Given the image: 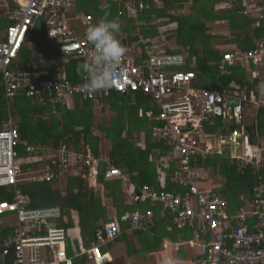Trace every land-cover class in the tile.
<instances>
[{"label": "built area", "instance_id": "obj_1", "mask_svg": "<svg viewBox=\"0 0 264 264\" xmlns=\"http://www.w3.org/2000/svg\"><path fill=\"white\" fill-rule=\"evenodd\" d=\"M9 1L13 7L7 11L8 26L0 40V88L6 97L23 95L52 107H70L76 96L96 104L111 91L147 97L158 110L157 115L152 112L145 115L157 122L152 139L162 148H155L149 161L159 166L157 183L162 190L144 185L139 189L132 187L128 195L133 198L138 190L140 202L161 206L172 229L192 231L194 239L186 244L196 250L198 264H264V185H255L251 200L231 214L227 200L205 186L203 175L207 159L212 154L221 155L225 146L233 153L240 151L237 156H231L240 168L250 166L253 174L262 169L264 159L261 155L247 152L245 115L248 111L255 115L259 109H264V85L256 94L249 95L240 92L235 85L232 86L234 91L224 93L200 88L197 75L184 70L183 56L160 53L157 45L138 33L132 36L131 43L130 36L124 32L119 33L118 39L127 52L121 61L119 79L110 89L90 94L84 87L86 80L82 85H72L67 80L65 68H59L53 79H39L47 74L12 69L20 50L31 40L36 22L44 24L51 44H60L61 55L84 61L91 48L85 32L87 27L96 23L92 16L75 12L76 0ZM111 1L121 5L117 15L135 21L136 27L140 14L149 7L139 0ZM260 2L223 0L218 3V8L242 7L243 15L264 20V4ZM243 61L256 68L264 66V42L257 44L253 51L236 49L224 53L219 64L222 68L225 64ZM216 106L221 107V115H226L230 121L228 124L235 129L221 134L217 147H214L202 142L197 133L205 117L213 114ZM19 146L25 147L30 155L38 149L20 140L11 119L1 122L0 190L12 194V200L0 201V216L8 215L16 227L12 237L0 246V264H7V257L11 255L12 264H75V260L84 257L95 261V252L105 256L99 249L120 236L118 221L105 224L97 232V246L87 248L79 244L69 255L67 231L51 225L52 221L61 218V210L58 207L29 208L27 198L18 188L23 181L50 182L57 176L48 169L23 173L17 160ZM53 157L60 161V177L70 173L93 188L97 186L100 163L106 162L89 152L71 153L63 144L58 145ZM126 177L113 166L104 172L106 181L121 179L126 185ZM167 185L175 187L177 192L169 191ZM152 217V210L136 211L123 215L119 221L126 222L129 231H147ZM250 218L254 225H250ZM179 245L181 243L171 244V247L178 250Z\"/></svg>", "mask_w": 264, "mask_h": 264}, {"label": "trees", "instance_id": "obj_2", "mask_svg": "<svg viewBox=\"0 0 264 264\" xmlns=\"http://www.w3.org/2000/svg\"><path fill=\"white\" fill-rule=\"evenodd\" d=\"M139 1L149 6L139 16V27H134L133 20L119 17L117 12L121 5L111 0H76L75 12L84 16L90 15L96 22L104 17L105 12L111 15L114 13L115 19L120 24L122 21L126 23L120 32L132 35L138 29L142 36L158 46L160 53L162 51L181 53L185 60L184 70L192 71L197 75L200 88L224 93L234 91L232 86L235 85L240 92L249 95L250 93L256 94L264 85V66L256 68L245 61L234 65L225 64L222 68L219 64L224 53L236 49L253 51L257 44L264 42V20H256L254 17L243 15L242 7L218 8V3L223 0ZM260 1L259 4H264V0ZM104 5L109 7L102 10ZM12 7L11 4L10 8ZM39 22L41 21L36 22L31 40L25 43L13 62L12 69L33 73L44 71L47 74L46 77L39 79H53L59 68H65L66 78L72 85L84 84L87 78L77 68V65L84 60L61 55L60 44L49 42L42 22L40 35L36 36ZM168 27L171 29H167ZM164 28L166 31H163ZM171 42L175 47L174 51H171L169 47ZM35 55L47 58L52 65L43 67L37 63ZM62 58L65 60L62 61ZM20 60L26 64L24 69L14 67L15 63ZM130 97L134 103L130 104ZM111 98H113L112 102ZM96 104L108 106L110 115L107 120L103 119L97 125L93 121ZM96 104L83 101L76 96L70 107L60 105L52 107L50 104L41 105L23 95L16 94L6 97L3 88H0V130L1 122L11 119L19 132L20 140L31 147L38 148L30 155L25 147H17V160L21 171L28 173L48 169L53 170L57 176L50 182L23 181L18 188L27 198L29 208L58 207L62 216L57 221H52L51 225L63 228L67 233L73 229L74 219L71 212H77L80 233L85 244L97 242L98 230L102 229L105 224L113 222L107 217L108 207L104 201H111L115 211V221H118L122 233L127 230L140 238L144 231H129L128 224L119 221L120 218L125 214L146 210H152L155 215L159 216L158 211L149 208L152 202L135 203L133 201L132 204H126L124 183L121 179L104 180V172L108 167L113 166L125 175L127 174L129 181L136 189L145 185L158 191L162 190L157 183L159 166L149 161L152 151L161 147L152 139V130L157 126V122L145 115L148 112L157 115L158 110L147 97L141 94L125 97L114 91L102 97ZM141 111L143 114L139 115ZM212 119H215L212 125H209L210 120L203 122V133L206 135L212 134L222 125L221 119L223 118L213 117ZM234 129L230 126V132ZM245 129L249 143L252 146L261 147L263 151L261 156L264 159V109L256 112L254 123ZM95 130L104 134L109 149L107 158L103 159L106 162L100 163L97 184L101 191L90 187L79 176L68 173L60 177L58 175L60 161L52 158L59 144L65 145L71 153L86 154L89 152L93 157L99 158L100 140L95 136ZM42 148L48 149L44 151ZM228 148L223 156L209 157L204 166L208 168L210 165L224 178V185L217 194L227 200L229 211L233 214L251 200L252 188L260 181L264 182V165L256 174H253L250 166L240 168L235 160H230L232 150ZM164 151L168 152V149ZM32 159L33 161H30ZM167 186L169 191L177 192L175 187ZM11 200L12 194L0 190V201L10 202ZM164 218L167 220V217ZM99 219L103 220L101 225L97 224ZM153 220L156 223L155 217ZM251 224L254 225L252 219ZM15 227V222L8 215L0 216V246L12 237ZM186 231L188 230L179 231L183 239H186L184 236ZM174 232L177 231L174 230ZM150 233V239L156 242L154 230ZM157 247L158 245H152L148 251L151 252ZM99 250L103 253L101 248ZM128 253L132 255L129 248ZM7 258V264H12V255ZM196 260L198 262L199 257H196ZM75 264H85V262L75 260Z\"/></svg>", "mask_w": 264, "mask_h": 264}, {"label": "crops", "instance_id": "obj_3", "mask_svg": "<svg viewBox=\"0 0 264 264\" xmlns=\"http://www.w3.org/2000/svg\"><path fill=\"white\" fill-rule=\"evenodd\" d=\"M10 1L9 0H0V40L3 39L4 37V30L5 28L8 26V21L6 19V14L8 9H10ZM136 27V26H134ZM139 27V26H138ZM138 30V29H136ZM252 114H250L251 119L249 121H245L246 125H248V123L253 124L254 123V114H253V118H252ZM223 118L222 115H215L213 114H209L205 117V119L203 120V122H205V120L209 121V125H212V121H214L212 118ZM203 122L200 126V128L198 129V133L197 136L198 138L203 142L206 141L207 143L212 144L214 147H217V141L220 137L221 134H228L224 129V123L222 122V125L220 127H218V129L214 130V132L212 134H204L203 133ZM248 122V123H247ZM215 123V122H214ZM226 128L229 129L230 132V125L227 123ZM249 126V125H248ZM245 132V131H244ZM246 133V132H245ZM248 146L252 149V153L253 154H260L263 152L260 146H252L249 143V140L247 141ZM228 148V146H225L222 148V153L221 155L223 156V154L225 153L226 149ZM229 149V148H228ZM232 150V149H231ZM240 151H238L237 153H233L230 152V160L231 156L235 155L236 156L239 154ZM242 152V151H241ZM221 155H217V154H212L210 156H221ZM262 157V156H261ZM205 172H204V183L205 186L210 189L215 191V193H219V190L222 188V186L224 185V178L217 172L214 171L213 168L209 165L208 168H205ZM126 178H127V185H124V190H125V194H126V204H132L133 201H135V203L139 202L135 200V197H130L128 195L127 192H130L129 190L135 186L131 184V182L129 181L128 175L126 174ZM216 176V179H215ZM261 179V178H259ZM28 182V181H27ZM258 185H264L263 181H260L258 183ZM128 195V196H127ZM108 202V201H107ZM149 205V204H148ZM150 209H155L158 211L159 216H157V214L155 215V213H153V217H152V224L149 227V229L147 231H144V234L139 238L138 236H134L132 235V233H130V235H126L125 232H127V230L125 232L122 233L120 236L112 241L111 243H108L106 245H103L101 247L103 254L105 256H100L95 252V261L93 260H88L87 258H81L78 260H81L82 262H85V264H132V259H137L138 255L141 254H152V253H159V262L155 261V259L153 260L155 262V264H160V260L163 259L165 256H172L171 253L166 252V250H168L169 248L173 249V253H175L177 255V258H179L182 262V264H197V260L196 257H199L197 252L195 253V250H191L192 248H189V246L186 244L188 241H192L194 238L192 236V233H189V230L184 232V236L186 239L182 238V234H179V231H177L176 233L174 232L175 229H172V227L170 226V224L167 222V220L164 218V213H163V209L161 208V206L159 205H155V204H150L149 205ZM237 212V211H235ZM234 212V213H235ZM72 214V218H74L73 220V229L71 231H68L67 234H70V236L68 237L67 240V249L68 251H70V253H73V248H77L78 245H83L87 248L93 247V246H97L98 244V240L97 242L93 243V244H85L82 240L81 237V233H80V226H79V217L77 212L73 211L71 212ZM113 214H115V211L111 208L108 207V219L115 221L116 217H112ZM156 218V223H154L153 218ZM103 223L102 219H99L98 221V225H101ZM128 229V228H127ZM151 230H154V233L156 235L157 241L154 242L153 240L150 239V235L151 234ZM99 231V230H98ZM71 234H73V237H71ZM123 234V235H122ZM75 237V238H74ZM97 237V235H96ZM76 243V244H75ZM176 243H181V245H179V249L176 250L174 247H171V244H176ZM184 244H186L185 248H184ZM152 245H158V247L156 249H154L153 251L149 252L148 248L151 247ZM129 246V247H128ZM128 248L131 251L132 255L130 253H128ZM132 256V257H131Z\"/></svg>", "mask_w": 264, "mask_h": 264}, {"label": "clouds", "instance_id": "obj_4", "mask_svg": "<svg viewBox=\"0 0 264 264\" xmlns=\"http://www.w3.org/2000/svg\"><path fill=\"white\" fill-rule=\"evenodd\" d=\"M109 7L104 5V8ZM105 12L96 24L87 27L85 39L90 44V55L77 68L87 78L84 87L90 94L106 91L119 79L121 61L127 49L118 39L120 23L117 19H108ZM127 96V95H126ZM162 264H182L173 256H165Z\"/></svg>", "mask_w": 264, "mask_h": 264}, {"label": "rangeland", "instance_id": "obj_5", "mask_svg": "<svg viewBox=\"0 0 264 264\" xmlns=\"http://www.w3.org/2000/svg\"><path fill=\"white\" fill-rule=\"evenodd\" d=\"M112 13V12H111ZM116 16L114 15V13H113V15H111V14H109L108 15V19H113V18H115ZM121 21V20H120ZM40 24H41V22H39V25H38V28H36V36H38V35H40V30H41V28H40ZM125 22L124 21H122L121 22V24H120V26H121V28L122 27H124L125 26ZM167 29H171V27H168ZM163 31H166L165 30V28H164V30ZM174 42V41H173ZM28 46H29V44H28ZM32 46V45H31ZM31 46L29 47V48H31ZM169 47H170V49H171V51H174V46H173V43L171 42L170 44H169ZM176 51V50H175ZM35 57H36V55H35ZM35 59H37V63H39V64H41L43 67H50L51 65H52V62L50 61V60H48L47 58H42L41 56H37ZM62 61L63 60H65V59H61ZM26 66V64L24 63V61L23 60H20V61H18V62H16L15 63V65H14V67L15 68H23L24 69V67ZM131 98V97H130ZM113 101V98H111V102ZM131 103H134V101H133V99L131 98V101H130V104ZM128 104V103H127ZM129 105V104H128ZM128 105H127V107H128ZM130 106V105H129ZM102 109H104V110H102ZM109 113V107L108 106H106V105H102V104H96L95 106H94V115H95V117H94V124L95 125H97V124H99V123H101V121H103V119H108L109 117H110V115L108 114ZM140 113H141V115L143 114L142 113V111L141 112H139V115H140ZM252 113V111H248L247 113H246V115H245V119L247 120V121H249V122H251L252 123V121H250V119H251V116H250V114ZM252 118H253V114H252ZM215 120V119H214ZM245 120V121H246ZM221 121L224 123L223 125H224V127H225V131L227 132V133H229V129L228 128H226V124L227 123H230V121L228 120V118L226 117V115H224L223 116V119H221ZM248 123V122H247ZM248 125H250V123H248ZM94 134H95V136H97L98 138H99V140H100V145H99V153H100V156L99 157H101V159H104V158H107V155H108V151H109V149H108V142L105 140V138H104V134L102 133V132H100L99 133V131H97V130H95L94 131ZM215 179H216V176H215ZM60 186H61V184H60ZM94 189H99L100 191H101V188L99 187V184H97V186L94 188ZM126 195V194H125ZM128 196V195H127ZM124 200L126 201V198H124ZM104 203H105V205L107 206V207H109L110 209L112 208L113 209V205H112V203H111V201H109V202H107V201H104ZM115 216V214H113V216L112 217H114ZM126 233V235H130V232H125ZM70 236V234H68V237ZM71 237H73V234H71ZM75 238V237H74ZM76 244V243H75ZM184 246V248H185V246H186V244H184L183 245ZM186 249V248H185ZM173 249H171V248H169L168 250H166V252H169V253H171L172 254V256L173 257H177V255L175 254V253H173ZM195 253H196V250L194 251ZM159 253L158 252H156V253H152V254H141V255H138V257H137V259H132L133 261H132V264H155V262L153 261L154 259H155V261H158L159 262ZM132 257V256H131ZM162 261H163V259H161L160 260V264H162ZM97 264V263H96Z\"/></svg>", "mask_w": 264, "mask_h": 264}, {"label": "bare ground", "instance_id": "obj_6", "mask_svg": "<svg viewBox=\"0 0 264 264\" xmlns=\"http://www.w3.org/2000/svg\"><path fill=\"white\" fill-rule=\"evenodd\" d=\"M93 18V17H92ZM93 20H94V18H93ZM94 22L95 23H97L95 20H94ZM135 21H134V25H135ZM138 24L140 25V21H139V18H138ZM121 33V32H120ZM124 33H126L127 35H129L127 32H124ZM136 33H138V34H140V32H139V30H137L134 34H132V35H129L130 36V38H131V43H132V40H134V38H132V36L133 35H135ZM141 35V34H140ZM142 36V35H141ZM144 37V36H143ZM50 42V41H49ZM60 47V46H59ZM61 48V47H60ZM59 48V51L61 50ZM60 54H61V51H60ZM167 54H176V53H167ZM178 55H181V56H183L181 53L180 54H178ZM183 58H184V56H183ZM247 152L251 155L252 154V149H250V148H248V146H247Z\"/></svg>", "mask_w": 264, "mask_h": 264}, {"label": "water", "instance_id": "obj_7", "mask_svg": "<svg viewBox=\"0 0 264 264\" xmlns=\"http://www.w3.org/2000/svg\"><path fill=\"white\" fill-rule=\"evenodd\" d=\"M121 95H122V96H126L125 93H122ZM214 114H215V115H221V107H220V106H216V107H215V109H214ZM134 194H135V200H136V202L139 201V197H140V193H139V191L136 190V191L134 192Z\"/></svg>", "mask_w": 264, "mask_h": 264}, {"label": "flooded vegetation", "instance_id": "obj_8", "mask_svg": "<svg viewBox=\"0 0 264 264\" xmlns=\"http://www.w3.org/2000/svg\"><path fill=\"white\" fill-rule=\"evenodd\" d=\"M126 97V96H125Z\"/></svg>", "mask_w": 264, "mask_h": 264}]
</instances>
